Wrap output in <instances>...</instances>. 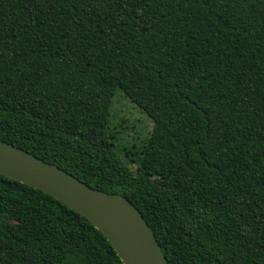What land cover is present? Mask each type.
Listing matches in <instances>:
<instances>
[{
	"label": "trees",
	"instance_id": "obj_1",
	"mask_svg": "<svg viewBox=\"0 0 264 264\" xmlns=\"http://www.w3.org/2000/svg\"><path fill=\"white\" fill-rule=\"evenodd\" d=\"M118 89L154 121L139 145ZM0 139L127 196L170 264H264V0H0ZM0 264L124 263L0 174Z\"/></svg>",
	"mask_w": 264,
	"mask_h": 264
},
{
	"label": "water",
	"instance_id": "obj_2",
	"mask_svg": "<svg viewBox=\"0 0 264 264\" xmlns=\"http://www.w3.org/2000/svg\"><path fill=\"white\" fill-rule=\"evenodd\" d=\"M0 174L81 213L103 233L124 264H170L147 219L127 196L93 187L55 163L2 139Z\"/></svg>",
	"mask_w": 264,
	"mask_h": 264
},
{
	"label": "rangeland",
	"instance_id": "obj_3",
	"mask_svg": "<svg viewBox=\"0 0 264 264\" xmlns=\"http://www.w3.org/2000/svg\"><path fill=\"white\" fill-rule=\"evenodd\" d=\"M111 119L121 128L120 143L123 146L139 145L153 128V119L140 108L122 89H118L111 101ZM121 126V127H120ZM136 169L134 163L130 164Z\"/></svg>",
	"mask_w": 264,
	"mask_h": 264
}]
</instances>
